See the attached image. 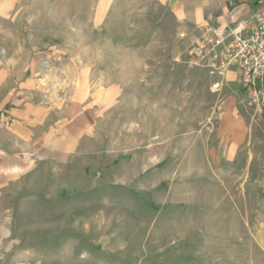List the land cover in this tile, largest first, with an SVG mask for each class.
<instances>
[{"label": "rangeland", "instance_id": "1", "mask_svg": "<svg viewBox=\"0 0 264 264\" xmlns=\"http://www.w3.org/2000/svg\"><path fill=\"white\" fill-rule=\"evenodd\" d=\"M105 9L0 0V59L96 102L70 157L0 197V264H264V107L190 62L201 32L166 6Z\"/></svg>", "mask_w": 264, "mask_h": 264}, {"label": "crops", "instance_id": "2", "mask_svg": "<svg viewBox=\"0 0 264 264\" xmlns=\"http://www.w3.org/2000/svg\"><path fill=\"white\" fill-rule=\"evenodd\" d=\"M95 1L105 2L107 11L124 0ZM146 1L166 6L181 23L200 32L208 24L252 19L264 12V0ZM97 17V12L90 15ZM30 66L16 58L0 59V197L23 186L42 164L64 162L76 149L81 125L96 117L94 99L74 98L65 104L50 98L28 75ZM233 91L225 103L239 98Z\"/></svg>", "mask_w": 264, "mask_h": 264}, {"label": "built area", "instance_id": "3", "mask_svg": "<svg viewBox=\"0 0 264 264\" xmlns=\"http://www.w3.org/2000/svg\"><path fill=\"white\" fill-rule=\"evenodd\" d=\"M188 58L205 68L232 69L246 97L264 107V12L252 19L208 24Z\"/></svg>", "mask_w": 264, "mask_h": 264}]
</instances>
